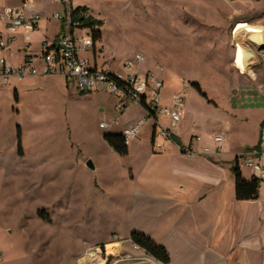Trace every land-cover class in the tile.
<instances>
[{
  "label": "rangeland",
  "instance_id": "obj_1",
  "mask_svg": "<svg viewBox=\"0 0 264 264\" xmlns=\"http://www.w3.org/2000/svg\"><path fill=\"white\" fill-rule=\"evenodd\" d=\"M79 1L89 8L88 15L103 22L95 52L100 66L126 74L124 61L143 55L163 75L162 94L169 107L173 94L189 84L179 124L184 139L197 135V147L204 149L214 146L216 135H224L222 151L227 154L260 139L261 112H243L237 106L260 99L248 96L249 74L233 64L238 59L243 68L246 53L240 48L235 56V22L227 20V2ZM37 3L43 11L40 30L29 33L30 41L24 32L16 35L8 54L15 67L22 64L29 45L38 59L42 38H51L57 30L58 22L50 18L62 12V5ZM239 3L247 7L245 0ZM0 30L4 34L2 22ZM237 42L248 49L247 42ZM82 56L91 59V52ZM147 66V61L139 65L141 70ZM192 83L199 84L206 97ZM115 103L105 92L78 95L61 76L0 82V264H79L83 258L95 264L104 243L133 233L163 247L172 264H260L264 184L255 201H210L189 214L169 211L168 183L195 181L190 176L193 160L187 154L176 157L171 146L154 149L149 120L129 141L128 155H117L102 133L131 127L142 112L131 105L123 116ZM102 120L110 127L101 129ZM196 155L206 156L203 150ZM88 161L94 170L86 166ZM242 167L244 178H251L250 169Z\"/></svg>",
  "mask_w": 264,
  "mask_h": 264
},
{
  "label": "built area",
  "instance_id": "obj_2",
  "mask_svg": "<svg viewBox=\"0 0 264 264\" xmlns=\"http://www.w3.org/2000/svg\"><path fill=\"white\" fill-rule=\"evenodd\" d=\"M4 0H0L2 2ZM63 7L62 12L57 11L52 14L51 19L62 24L61 30L55 42L44 43L39 59L26 56L18 67L8 64L4 53L9 48V44L15 40L16 35L24 32L26 37L33 32L39 23V16L32 15L26 17L20 10L12 7L0 8V23L4 24V34L0 33V82L8 85L11 79L23 80L32 76H61L74 88L77 93L87 94L93 92H105L116 99V109L123 114L131 105H147V115L136 125L122 131V136L128 145L129 141L136 137L139 127L145 120L153 121L159 136L164 140H171L177 127L183 118V93L189 87L186 82L183 90L172 96L173 106L163 107L161 105L163 83L153 78L151 75L139 76L137 68L145 57L135 54L127 59L123 64V69L127 74L120 75L114 72L92 65L91 62L82 57V53L89 51H99V41H94L89 29L71 24V0H50ZM82 31L85 34L76 36L74 32ZM235 46L242 48L246 53L245 68L247 71L259 68L264 74V35L257 43L244 49L235 40ZM39 64V68L36 66ZM264 84V83H263ZM169 122L168 127L162 125V121ZM117 124L118 121L114 120ZM109 125L100 123L101 129H107ZM199 141L200 137H196ZM214 142L217 147L215 153H220V146L224 142L222 136H215ZM157 147H160L157 145ZM205 149L204 153L208 154ZM184 153L190 157L195 155L192 150V143ZM250 169L252 179L264 183V149H250L243 152L238 157V164ZM264 264V249L261 262Z\"/></svg>",
  "mask_w": 264,
  "mask_h": 264
},
{
  "label": "crops",
  "instance_id": "obj_3",
  "mask_svg": "<svg viewBox=\"0 0 264 264\" xmlns=\"http://www.w3.org/2000/svg\"><path fill=\"white\" fill-rule=\"evenodd\" d=\"M37 1L39 0H20L17 3H11L8 1L7 3L4 0L0 2V8L8 6V7L18 9L26 17H30L32 15H38L39 16L38 27L34 30V32H36L40 30V23L42 22L40 14L43 12L41 9V4L37 3ZM76 1L78 4L74 6L73 0H71V6L73 8H78V7L87 8L83 2H80L79 0H76ZM223 1L225 3L226 2L228 3L226 5L229 6V10H230L228 12L227 20L229 19L235 22V28L232 31L233 36H234L233 40L235 41L237 39L238 40L240 39L241 43L247 42L249 46L254 45V43H257L260 40V38L264 35V13L262 11L264 9V0H245L247 7H244V8L239 6L240 4L239 2L241 0H223ZM87 9L89 10V8ZM237 16L240 18L239 20H235ZM57 22H58L57 30L54 33V35L51 36V38H46V36L42 38L41 53H42V45L44 43H53L57 39L59 32L61 30V27H62V24L59 21ZM0 33L2 34L1 30H0ZM74 34L76 36H82L85 33L83 32L82 35H78L76 31L74 32ZM30 39H31V35H28V38L26 37V40L30 41ZM15 42H16V37H15V40L9 44V48L4 53V56L8 64L13 67L15 66L9 63L8 61V54L14 47ZM101 45L103 46V43ZM30 47L31 46L29 45L28 48L24 49L25 54H24L23 59L26 56L34 57L33 55H35V53L31 54ZM234 47H235L234 50L236 52L235 56L238 57L240 48L236 47L235 45ZM103 50H104V46H103ZM89 52H91V59H89L88 57H84V58L88 59L92 65H95L99 68L108 69L114 72L115 74L125 75L123 73L113 71L108 66H105V67L100 66L99 60L97 61L95 60L96 51H89ZM89 52H85V53H89ZM40 55L38 56V59ZM245 59H246V56L243 61V66H244L243 68L239 65L238 59L234 61L233 64L238 69L244 72L245 71L248 72L249 77H250V82H249L250 95L248 96L252 99L253 98L256 99L258 97L260 101L258 99L259 102L251 101L246 104H243L240 102V104H238L237 106H238V110H242L243 112H248L251 110L252 111L258 110L261 112L257 120V131L262 137V142L260 144V148L258 149H264V124L263 126H261L262 123H264V84H263L264 74L259 68H255L254 70L247 71L245 68ZM144 61L145 62L147 61L149 63V66H147L144 70H141L140 67H138L137 74L139 76H144L150 73V75L153 78L162 81L163 87H164L163 75L159 73L158 69L156 68L154 69L150 61H148L147 59ZM123 64H122V68H123ZM19 81H22V80H19ZM181 88L183 89L182 85H181ZM73 91L74 93L78 95H82V93H77L74 90V88H73ZM179 92H176V93H179ZM161 105L163 107L170 106L169 101L167 100V98H165V96H163V94L161 97ZM257 106H263V107H257ZM138 107L141 110L142 115L135 122L134 121L130 122L132 126L136 125L139 121L144 119L147 115L146 108H144L143 106H138ZM114 109H116V103L114 105ZM126 111L121 115L125 116ZM183 116H184V110H183ZM243 119L246 120L247 118L243 117ZM115 120H117L119 123V119H115ZM102 122L107 123L110 127V124L107 121L102 120L100 123ZM161 123L164 127H168L169 125V122L167 120H163ZM180 128L181 126L179 125V127H177L176 129L174 136L179 139L184 150H187L192 143V150L195 152V155L191 157V159L193 160L192 165L195 167V171L194 173L190 174V176L195 181H169L168 183L169 189H168V193L166 196L169 211H172L174 213L179 212V213L189 214V212L190 213L194 212L195 209L197 210L203 206L206 207L207 206L206 204L209 203L210 201H217L221 203V201L233 202V200H236L235 198V176L233 174V166L235 164V159L239 157V155L243 153L244 150L257 149L255 147L258 144L259 138L249 148L237 149V150L229 152L228 154L222 151V144H221L220 153L216 154L215 153V149L217 147V145H215L216 143L214 144L212 148H210L209 146L205 147L204 149L201 147L198 148L197 147L198 141L193 138L199 137V136L192 135L191 137L184 139L180 134V131H181ZM122 131L117 132V133H102L101 136L103 137L105 134H121ZM149 136H150L149 139H150L151 146L154 149L155 147L158 149V148H162L165 146H171V148H173V150L176 152V157L178 156L179 158H182L183 155L185 154L184 152L180 150V147L174 144L171 140H164L159 136V134L157 133L155 129L153 121H150ZM216 136H222L224 138L223 143H225L226 137L224 135H216ZM157 145H159L160 147H157ZM128 148H129V143H128ZM205 149L209 150L208 154L204 153ZM197 150L198 151L203 150V154L206 156L198 157L196 155ZM239 167H240V170L243 168L240 164H239ZM180 171L182 170L180 169ZM241 173H242V170H241ZM184 174L186 175L187 173L184 172ZM242 176H243V173H242ZM251 179L252 178H248L246 180H251ZM262 184L264 183L260 182L258 199H260V194H261L260 189H261ZM215 211H216L215 213L219 212V206ZM226 211L224 212L225 215L229 213L228 210ZM130 236L125 237L123 239H121L118 236L116 240L114 239L112 241L104 243V245H102L101 247L104 250V253L102 254L101 257L95 260L96 261L95 264H107L110 260H111L110 264H161L157 262L155 259H153L152 257L147 256L142 249L134 245L130 240ZM263 249H264V246L262 248V252H263ZM87 261H88L87 258H83L79 260V264H88ZM170 264H172V262H170Z\"/></svg>",
  "mask_w": 264,
  "mask_h": 264
},
{
  "label": "trees",
  "instance_id": "obj_4",
  "mask_svg": "<svg viewBox=\"0 0 264 264\" xmlns=\"http://www.w3.org/2000/svg\"><path fill=\"white\" fill-rule=\"evenodd\" d=\"M71 24H77L79 27L84 29H89L92 33L93 40L100 41V31L99 29L103 26V22L100 19H96L91 15H88V9L84 7L72 8L71 11ZM192 86L197 89V91L206 97V94L201 90L199 84L192 83ZM83 95V94H82ZM14 99H17V93H14ZM143 107L147 109L145 102H142ZM262 123L261 126H263ZM104 141L107 145L119 156L124 157L129 153L128 145L126 144L122 134H105L103 136ZM172 142L180 147V150L184 152V149L175 136L172 137ZM262 142V137L258 141L255 148H260ZM18 145H20V135L18 133ZM233 173L235 176V198L237 201H255L259 198V188L260 182L256 179L246 180L243 178L239 164L238 157L235 159V164L233 166ZM131 242L142 249L147 256L152 257L157 262L161 264H170L171 260L167 251L157 245L151 238L133 233L130 236Z\"/></svg>",
  "mask_w": 264,
  "mask_h": 264
},
{
  "label": "water",
  "instance_id": "obj_5",
  "mask_svg": "<svg viewBox=\"0 0 264 264\" xmlns=\"http://www.w3.org/2000/svg\"><path fill=\"white\" fill-rule=\"evenodd\" d=\"M86 166H87L89 169L94 170V166H93V164H92L91 161H88L87 164H86Z\"/></svg>",
  "mask_w": 264,
  "mask_h": 264
}]
</instances>
